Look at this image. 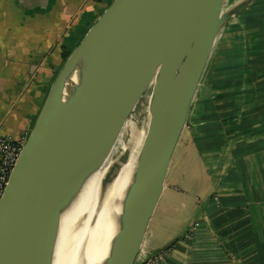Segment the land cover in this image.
<instances>
[{
  "label": "water",
  "instance_id": "1",
  "mask_svg": "<svg viewBox=\"0 0 264 264\" xmlns=\"http://www.w3.org/2000/svg\"><path fill=\"white\" fill-rule=\"evenodd\" d=\"M224 1L111 2L57 74L10 174L0 200V264H59L83 179L159 69L124 224L103 262L135 264L216 41L255 0L223 11Z\"/></svg>",
  "mask_w": 264,
  "mask_h": 264
},
{
  "label": "crops",
  "instance_id": "2",
  "mask_svg": "<svg viewBox=\"0 0 264 264\" xmlns=\"http://www.w3.org/2000/svg\"><path fill=\"white\" fill-rule=\"evenodd\" d=\"M112 1L0 0V136L26 141L64 56ZM208 65L137 263L264 264V0L226 24Z\"/></svg>",
  "mask_w": 264,
  "mask_h": 264
},
{
  "label": "bare ground",
  "instance_id": "3",
  "mask_svg": "<svg viewBox=\"0 0 264 264\" xmlns=\"http://www.w3.org/2000/svg\"><path fill=\"white\" fill-rule=\"evenodd\" d=\"M151 82L147 81L145 87H150ZM128 128V139L122 143L121 153L127 148L130 154L120 164L118 173L109 182L104 181L109 165L106 147L83 179L69 213L59 264H103L118 239L125 206L133 192L135 158L147 138L140 142L133 123Z\"/></svg>",
  "mask_w": 264,
  "mask_h": 264
},
{
  "label": "rangeland",
  "instance_id": "4",
  "mask_svg": "<svg viewBox=\"0 0 264 264\" xmlns=\"http://www.w3.org/2000/svg\"><path fill=\"white\" fill-rule=\"evenodd\" d=\"M240 1L241 0H225V2L223 4V11H225L226 9L230 8L232 5H234ZM212 54H213V52H212ZM210 60H211V57H210ZM208 67H209V65H207V68ZM207 68H206V70H207ZM159 73H160V70L158 69L153 74V76L150 79H148V81L152 80L150 87H145V85H146V83H145L143 89L139 92L137 97L132 102L131 106L128 108L127 112L124 114L122 120L120 121L119 125L117 126L116 130L114 131L112 138L110 139V141L108 143L106 150H107V153L109 156L108 163L110 166L108 165V169L106 170V173L104 174V178H105L104 181L105 182H106L108 174L115 167L119 168L120 164L124 163L127 160V157H129L130 149L125 148L121 153L122 143H125L128 139V130H129L128 125L133 123V125L135 126V128L138 132V137L140 139V142H142L144 137L147 136L149 131H150V128L152 126V123H153V120L155 117V112H156L155 98H156V90H157V86H158ZM206 73H207V71H205V73H204V76L202 78V81L200 83L198 91L196 93V96L201 95L203 93V91L205 90V85L207 84L206 82H207V78H208V73L207 74ZM143 147H144V145H143ZM143 147H141V149L139 150V152L135 158L136 163L134 165V168H136V165H137V162H138V159H139V156H140V153H141ZM124 157H125V159H124ZM97 205H98V201H97L94 209L97 207Z\"/></svg>",
  "mask_w": 264,
  "mask_h": 264
},
{
  "label": "built area",
  "instance_id": "5",
  "mask_svg": "<svg viewBox=\"0 0 264 264\" xmlns=\"http://www.w3.org/2000/svg\"><path fill=\"white\" fill-rule=\"evenodd\" d=\"M25 140L0 136V200L8 184L10 174L19 158ZM163 260L161 253H153L137 264H160Z\"/></svg>",
  "mask_w": 264,
  "mask_h": 264
},
{
  "label": "trees",
  "instance_id": "6",
  "mask_svg": "<svg viewBox=\"0 0 264 264\" xmlns=\"http://www.w3.org/2000/svg\"><path fill=\"white\" fill-rule=\"evenodd\" d=\"M67 55H68V54H66V55L64 56V59H66V58H67Z\"/></svg>",
  "mask_w": 264,
  "mask_h": 264
}]
</instances>
